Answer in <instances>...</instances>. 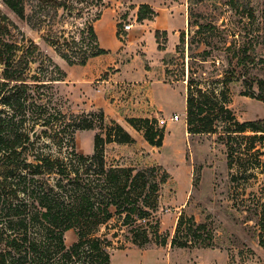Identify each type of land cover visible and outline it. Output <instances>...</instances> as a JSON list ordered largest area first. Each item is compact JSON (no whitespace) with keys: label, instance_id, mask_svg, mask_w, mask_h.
Here are the masks:
<instances>
[{"label":"rangeland","instance_id":"374dc122","mask_svg":"<svg viewBox=\"0 0 264 264\" xmlns=\"http://www.w3.org/2000/svg\"><path fill=\"white\" fill-rule=\"evenodd\" d=\"M176 1L187 6L188 23L177 37L174 31L166 30L159 41L157 29L154 35L148 29L136 32L139 23L146 20L138 19L139 6L146 0H74L71 12L61 8L56 14L50 8L46 16H34L31 21L21 18L4 0H0V10L8 16L21 42L33 39L39 43L41 60L32 63L33 73L41 68L51 76L50 61L66 71L64 79L41 88L53 104L69 114L96 112L99 116L103 110L107 120H117L135 135L131 143L105 144L108 166H157L159 175L164 170L169 173L146 220L126 223L124 214H115L100 226L98 234L110 241L111 264H264L259 213L254 206L258 197L264 199V142L232 140L236 152L241 142L248 153L231 168L226 135L192 134L186 121L190 80L193 89L215 90L220 100L227 99L239 120L264 117V102L246 92L242 81L227 79L235 69L230 61L232 52L245 45H253L250 52L256 62L244 77L264 78V0ZM104 13L108 28L117 27L116 36L114 40L103 37L102 42L110 48L100 60L91 57L82 64L81 59L94 45L102 44L99 36L91 39L88 26L96 29ZM127 22L134 23L129 31L124 30ZM159 43L164 48L160 49ZM68 57L76 63H70ZM2 70L0 64V78ZM175 114L180 115L179 120L170 119ZM130 117H148L156 128L163 129V145H152L143 131L128 121ZM162 118H167V123H161ZM98 131L99 127L78 129L75 148L91 154ZM240 165L242 171L257 168V176L240 172L233 183L232 173ZM181 216L185 222L181 234L191 224L190 217L194 227L206 226L203 236L190 246L172 244ZM136 225L146 226L152 237L149 242L133 240ZM77 238L75 228L65 232L67 245Z\"/></svg>","mask_w":264,"mask_h":264},{"label":"trees","instance_id":"16d2710c","mask_svg":"<svg viewBox=\"0 0 264 264\" xmlns=\"http://www.w3.org/2000/svg\"><path fill=\"white\" fill-rule=\"evenodd\" d=\"M73 1L4 0L21 18L30 21L34 16H46L50 8H54L56 14L61 8L71 12ZM156 15L157 11L149 3L139 6L140 21ZM251 15L254 16L252 12ZM183 32L181 41L185 39ZM88 33L93 40L98 37L94 25L88 26ZM161 34L167 31L156 30L158 41ZM252 47L245 45L232 52L230 61L236 70L233 67L227 79L242 81L246 92L264 102V78L244 77L256 62L254 53L250 52ZM159 48H164L163 44L159 43ZM108 52L109 49L98 43L80 63L86 64L91 57ZM41 54L42 49L35 40H19L8 16L0 10V64L3 65L0 78V264H111L107 249L110 241L98 234L100 226L115 214H124L126 223L146 220L155 208L159 189L168 180L169 173L164 170L159 175L157 166L145 169L108 166L105 144L110 141L131 143L136 138L117 120H107L103 110L99 116L96 112L69 114L53 104L41 88L64 79L66 71L50 61L52 77L46 70L41 72V68L33 73L32 63L41 60ZM186 115L188 132L226 135L231 168L242 162V154L248 153L241 142L236 152L232 140L247 138L264 142V117L239 120L227 99L220 100L215 90L199 86L193 89L191 80L186 95ZM128 121L143 131L152 145H163L164 131L156 128L150 118L130 117ZM96 127L100 131L95 135L93 152L78 151L76 131ZM248 130L253 133L246 134ZM236 170L231 177L233 183L239 179L240 172L257 176L255 167L242 171L240 165ZM254 206L259 213V239L264 246V199L258 197ZM188 220L191 224L181 234L185 222L183 216L179 218L172 244L190 246L203 236L206 226L194 227V218ZM72 228L76 229L78 238L67 245L65 232ZM132 230L133 240L139 244L152 238L144 225H136Z\"/></svg>","mask_w":264,"mask_h":264},{"label":"crops","instance_id":"0c3cea01","mask_svg":"<svg viewBox=\"0 0 264 264\" xmlns=\"http://www.w3.org/2000/svg\"><path fill=\"white\" fill-rule=\"evenodd\" d=\"M145 3H149L157 11V15L155 16L154 19H146L144 23L140 22L139 23L140 27L136 28L137 33H144L146 29H148L154 35V31L156 29H159L161 31L162 30L174 31L175 32L174 35L177 37L180 29L185 28V26L188 23V15H187V9H186L187 6L183 3H180L179 1H176V0H146ZM107 23H108L107 14L104 13L102 14V17L97 20L96 32L98 36L100 37V40L102 43L100 45L102 47L109 49L110 47L106 46L102 42L103 37H108L110 39L113 38L114 40V36H116V32H117V27L110 30L107 26ZM100 58H101V54L97 56H93L91 60L98 61L100 60ZM131 77H132V74L130 73L129 78ZM133 136L135 137V135Z\"/></svg>","mask_w":264,"mask_h":264},{"label":"built area","instance_id":"2783aa9c","mask_svg":"<svg viewBox=\"0 0 264 264\" xmlns=\"http://www.w3.org/2000/svg\"><path fill=\"white\" fill-rule=\"evenodd\" d=\"M133 25H134L133 22L125 23L124 30L129 31L130 29L133 28ZM170 119L171 120H179L180 119V115L179 114H175ZM167 120H168L167 118H162L161 119V123H167Z\"/></svg>","mask_w":264,"mask_h":264}]
</instances>
